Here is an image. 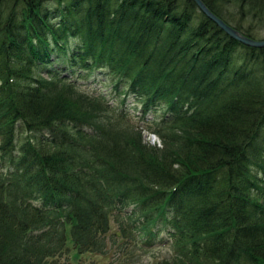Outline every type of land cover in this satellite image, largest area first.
<instances>
[{"label":"trees","instance_id":"obj_1","mask_svg":"<svg viewBox=\"0 0 264 264\" xmlns=\"http://www.w3.org/2000/svg\"><path fill=\"white\" fill-rule=\"evenodd\" d=\"M202 2L264 40V0ZM263 126L264 48L192 0H0V264H100L166 213L178 264H264Z\"/></svg>","mask_w":264,"mask_h":264},{"label":"rangeland","instance_id":"obj_2","mask_svg":"<svg viewBox=\"0 0 264 264\" xmlns=\"http://www.w3.org/2000/svg\"><path fill=\"white\" fill-rule=\"evenodd\" d=\"M98 79H101L100 76H98ZM78 88L80 91L90 95L105 94L112 104L116 107L118 106L119 102H116L114 99H110L111 94L109 93V88L101 82H93L92 79L80 80ZM125 108L129 117L132 119V122L142 129L141 137L144 144L147 147L162 148L163 145L161 140L157 136L149 133L147 127L152 126L151 123L157 115L165 114V109L163 108L160 111L154 109L151 112H147L143 115L142 120V112L135 106L132 99L127 101ZM262 132H264V126L262 128ZM25 136H27V133H23L21 135L19 134L17 136L16 147L18 146L17 142ZM15 152L16 150L14 153ZM1 160L2 159H0V163L2 162ZM7 163L8 162L5 164L8 167ZM41 203V201L38 202V205ZM171 209L173 213L174 208L171 207ZM169 218L170 214L168 213L161 217H153L154 224L148 226V228H154L157 235L156 238L148 245H145L144 242V229L140 230L137 229L135 225H130L127 230L121 234L120 229H118L115 224L111 223V233L109 234L117 233V235L120 236L117 240L116 246H110L109 253L105 257L94 255H86L85 257L88 260L94 259L100 262V264H178L176 260H174L175 255L173 250L165 243V240L168 239L165 223Z\"/></svg>","mask_w":264,"mask_h":264},{"label":"water","instance_id":"obj_3","mask_svg":"<svg viewBox=\"0 0 264 264\" xmlns=\"http://www.w3.org/2000/svg\"><path fill=\"white\" fill-rule=\"evenodd\" d=\"M197 6L198 10L210 21H212L221 31H223L230 38L238 41L240 44L250 48H264V40H254L247 37L234 28L224 23L220 18L213 14L209 8L202 2V0H192Z\"/></svg>","mask_w":264,"mask_h":264},{"label":"bare ground","instance_id":"obj_4","mask_svg":"<svg viewBox=\"0 0 264 264\" xmlns=\"http://www.w3.org/2000/svg\"><path fill=\"white\" fill-rule=\"evenodd\" d=\"M223 21V20H222ZM224 22V21H223ZM225 23V22H224Z\"/></svg>","mask_w":264,"mask_h":264}]
</instances>
